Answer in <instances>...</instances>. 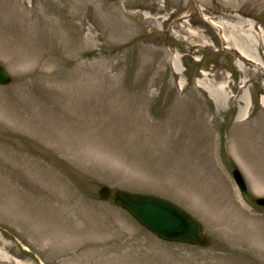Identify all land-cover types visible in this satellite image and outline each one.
<instances>
[{"label":"rangeland","instance_id":"374dc122","mask_svg":"<svg viewBox=\"0 0 264 264\" xmlns=\"http://www.w3.org/2000/svg\"><path fill=\"white\" fill-rule=\"evenodd\" d=\"M249 22L263 0H0V264H264V79L224 28ZM116 189L206 242L159 238Z\"/></svg>","mask_w":264,"mask_h":264},{"label":"water","instance_id":"95a60500","mask_svg":"<svg viewBox=\"0 0 264 264\" xmlns=\"http://www.w3.org/2000/svg\"><path fill=\"white\" fill-rule=\"evenodd\" d=\"M11 81L12 76L3 65H0V83L8 84ZM233 172L236 183L246 192L247 186L241 171L236 168ZM111 194L112 190L107 185L100 189V196L103 199L110 197ZM113 199L141 225L161 239L190 244L206 242L200 222L183 207L165 197L116 189ZM255 202L264 206V197L256 198Z\"/></svg>","mask_w":264,"mask_h":264},{"label":"bare ground","instance_id":"6f19581e","mask_svg":"<svg viewBox=\"0 0 264 264\" xmlns=\"http://www.w3.org/2000/svg\"><path fill=\"white\" fill-rule=\"evenodd\" d=\"M264 3V0H263ZM22 4H26L24 1ZM233 18L234 16H230ZM237 18V17H236ZM251 31H247L246 33L250 38L248 43H240L236 34L235 27L232 25H224L225 29L227 30L228 35H226V41L230 43L236 53L238 52L241 56V60L249 65L253 64L257 66L259 69V73L261 74L262 79H264V30L257 28L252 22H249ZM259 34V39L257 38L256 34ZM244 40V39H243ZM264 81V80H263ZM215 91L218 94L220 101L230 102L235 99V96L230 95L226 92V89L221 86L216 89ZM246 105L245 108L242 110V116H245L247 110L249 108L250 102L248 99H245ZM262 104L264 105V95L262 96Z\"/></svg>","mask_w":264,"mask_h":264}]
</instances>
